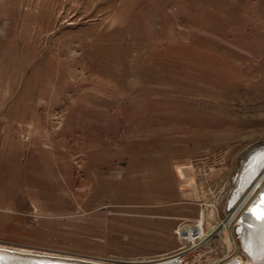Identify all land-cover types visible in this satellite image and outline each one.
Segmentation results:
<instances>
[{"label":"rangeland","instance_id":"1","mask_svg":"<svg viewBox=\"0 0 264 264\" xmlns=\"http://www.w3.org/2000/svg\"><path fill=\"white\" fill-rule=\"evenodd\" d=\"M263 143L264 0H0V251L146 264Z\"/></svg>","mask_w":264,"mask_h":264},{"label":"bare ground","instance_id":"2","mask_svg":"<svg viewBox=\"0 0 264 264\" xmlns=\"http://www.w3.org/2000/svg\"><path fill=\"white\" fill-rule=\"evenodd\" d=\"M263 144L251 147L241 161L240 166H238L231 187L226 191V217L224 216L223 220L211 224L207 231H203L200 223L185 226L182 236L187 237L190 242L189 245L171 253L160 255L156 259H148L149 261L146 264H184L186 255L197 249L201 252L200 247L210 246L215 240L226 243L228 249L224 257H227L226 260L222 261V258L213 264H264V221L256 215V210L264 209ZM184 169L186 168L184 167ZM210 209L212 212L217 211L215 204L211 205ZM209 210V219L206 220L208 223H210V220L215 219ZM205 219L207 218L203 216L201 223L205 222ZM237 239L241 242L240 246L237 244ZM0 264L108 263L88 259L78 260L49 256L33 252L13 253L9 250H1Z\"/></svg>","mask_w":264,"mask_h":264},{"label":"snow or ice","instance_id":"3","mask_svg":"<svg viewBox=\"0 0 264 264\" xmlns=\"http://www.w3.org/2000/svg\"><path fill=\"white\" fill-rule=\"evenodd\" d=\"M256 215L258 216L259 219L264 221V209H258L256 210Z\"/></svg>","mask_w":264,"mask_h":264},{"label":"built area","instance_id":"4","mask_svg":"<svg viewBox=\"0 0 264 264\" xmlns=\"http://www.w3.org/2000/svg\"><path fill=\"white\" fill-rule=\"evenodd\" d=\"M227 258V257H226ZM226 258H223L222 261L226 260Z\"/></svg>","mask_w":264,"mask_h":264},{"label":"water","instance_id":"5","mask_svg":"<svg viewBox=\"0 0 264 264\" xmlns=\"http://www.w3.org/2000/svg\"><path fill=\"white\" fill-rule=\"evenodd\" d=\"M262 146H264V144Z\"/></svg>","mask_w":264,"mask_h":264}]
</instances>
